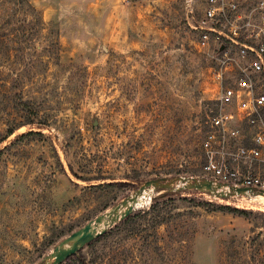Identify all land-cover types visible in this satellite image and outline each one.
I'll use <instances>...</instances> for the list:
<instances>
[{"label":"rangeland","instance_id":"obj_1","mask_svg":"<svg viewBox=\"0 0 264 264\" xmlns=\"http://www.w3.org/2000/svg\"><path fill=\"white\" fill-rule=\"evenodd\" d=\"M183 1L0 0V140L23 125L0 143V264H43L148 180H212L218 50L198 46ZM263 202L147 189L63 264H264Z\"/></svg>","mask_w":264,"mask_h":264},{"label":"built area","instance_id":"obj_2","mask_svg":"<svg viewBox=\"0 0 264 264\" xmlns=\"http://www.w3.org/2000/svg\"><path fill=\"white\" fill-rule=\"evenodd\" d=\"M183 2L198 46L218 50L204 170L213 182L264 192V0Z\"/></svg>","mask_w":264,"mask_h":264},{"label":"water","instance_id":"obj_3","mask_svg":"<svg viewBox=\"0 0 264 264\" xmlns=\"http://www.w3.org/2000/svg\"><path fill=\"white\" fill-rule=\"evenodd\" d=\"M225 188H228V190H225ZM147 189L167 190L171 192L195 190L208 193L214 198L223 200L233 196H264V192H257L246 187H228L226 184H215L211 180L185 177H178L173 180H167L165 178L151 179L144 182L133 196L123 200L106 214L97 216L94 220L88 222L85 226L61 241L53 248L49 255L45 256L43 264H63L68 258L77 255L83 247L102 236L108 228H111L130 216L134 210V204L138 195L145 193ZM120 208H124V210L118 213Z\"/></svg>","mask_w":264,"mask_h":264},{"label":"trees","instance_id":"obj_4","mask_svg":"<svg viewBox=\"0 0 264 264\" xmlns=\"http://www.w3.org/2000/svg\"><path fill=\"white\" fill-rule=\"evenodd\" d=\"M3 86H2V83H0V96H2V97H0V105L1 104H3V102H4V95L2 94V92H1V88H2ZM23 125L21 124V125H17V126H13V127H11V128H9L6 132H5V136L0 140V143L1 142H3V141H5L7 138H9L10 136H12L13 135V133L17 130V129H19L20 127H22ZM33 133H29V134H27V135H32ZM112 185V184H111ZM161 203L157 200V199H155V202H154V204H152L150 207H149V209H148V211L147 212H145L144 214H146L147 216H150L151 217V220L154 222V223H159V222H156L157 221V219L160 217V214H161ZM218 210H220V211H225V212H229V213H236V214H240V215H242V214H244V212L243 211H241V210H237V209H234V208H229V207H227V206H221V207H219L218 208ZM132 218H131V216H128L125 220H124V223H126V222H128L129 220H131ZM75 259L76 258V255L75 256H73V257H70V258H68L66 261H68V260H71V259ZM65 261V262H66Z\"/></svg>","mask_w":264,"mask_h":264},{"label":"bare ground","instance_id":"obj_5","mask_svg":"<svg viewBox=\"0 0 264 264\" xmlns=\"http://www.w3.org/2000/svg\"><path fill=\"white\" fill-rule=\"evenodd\" d=\"M215 184H218L217 182H215ZM219 184H222V183H219ZM224 189V188H223ZM225 190H226V188H225ZM134 194H132L131 196H133ZM143 195V193L142 194H140V195H138V197H137V200H136V202H135V206H136V204H137V202H138V200H139V198L141 197ZM259 196V195H258ZM258 196H254V197H258ZM262 197H264V196H262ZM264 203V202H263ZM135 206H134V208H135ZM124 210V208H120L119 209V211H118V213H121L122 211ZM109 212V211H108ZM107 213V212H106ZM105 213V214H106Z\"/></svg>","mask_w":264,"mask_h":264}]
</instances>
